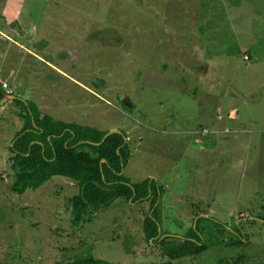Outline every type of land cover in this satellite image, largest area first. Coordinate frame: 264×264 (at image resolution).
I'll return each instance as SVG.
<instances>
[{"label":"rangeland","instance_id":"obj_1","mask_svg":"<svg viewBox=\"0 0 264 264\" xmlns=\"http://www.w3.org/2000/svg\"><path fill=\"white\" fill-rule=\"evenodd\" d=\"M2 82L0 264H264V0H0ZM11 96L53 119L122 129V174L161 187L160 233L197 224L206 249L162 256L143 239L147 200L115 198L73 225L72 182L12 192L23 118Z\"/></svg>","mask_w":264,"mask_h":264},{"label":"trees","instance_id":"obj_2","mask_svg":"<svg viewBox=\"0 0 264 264\" xmlns=\"http://www.w3.org/2000/svg\"><path fill=\"white\" fill-rule=\"evenodd\" d=\"M3 97L4 92L0 88V100ZM9 101L20 107L18 115L23 118L9 145V169L13 175L9 189L12 192L19 195L26 190L36 189L52 176L72 182L76 191L69 196L68 201L70 222L73 225L82 220L87 209L94 211L106 207L115 198L132 202L147 200L149 212L141 222L143 239L157 245L162 256L172 260L197 255L206 249V244L198 237L197 224L180 238L163 235L165 233L157 230L155 202L161 187L152 178L130 182L122 174L129 158L126 134L122 129L108 134L100 142L107 129L53 119L41 113L35 103L28 99L12 96ZM119 104L128 110L120 100ZM82 147L88 148L90 152ZM260 218L264 222V205ZM235 240L239 242L240 237ZM102 262L86 257L61 264Z\"/></svg>","mask_w":264,"mask_h":264},{"label":"water","instance_id":"obj_3","mask_svg":"<svg viewBox=\"0 0 264 264\" xmlns=\"http://www.w3.org/2000/svg\"><path fill=\"white\" fill-rule=\"evenodd\" d=\"M11 97H12V96H11ZM5 100H6L5 97H3V98L0 100V104L3 103ZM121 102H122V104H123L124 106H126V107H131V104L128 102V100H127L125 97L122 98ZM113 132H119V130H118V129H109V130H107V131L104 133V135L102 136L100 142L104 139V137H106L108 134L113 133ZM95 144H97V143H95ZM157 230H159V229L157 228ZM99 264H107V263L102 262V263H99Z\"/></svg>","mask_w":264,"mask_h":264},{"label":"built area","instance_id":"obj_4","mask_svg":"<svg viewBox=\"0 0 264 264\" xmlns=\"http://www.w3.org/2000/svg\"><path fill=\"white\" fill-rule=\"evenodd\" d=\"M1 85H2V87H0V88L4 92V97H8L11 93V90L6 88L7 86L4 82H2ZM208 132H209V130L207 128H202V130H201V134H206Z\"/></svg>","mask_w":264,"mask_h":264},{"label":"crops","instance_id":"obj_5","mask_svg":"<svg viewBox=\"0 0 264 264\" xmlns=\"http://www.w3.org/2000/svg\"><path fill=\"white\" fill-rule=\"evenodd\" d=\"M218 118H219V117H218ZM222 131H226V132H227V130H226V129H224V130H222ZM233 131H234V132H236V131H238V130H236V129H235V130H233ZM213 132H217V131H213ZM208 133H212V131H210V130H209V132H208Z\"/></svg>","mask_w":264,"mask_h":264},{"label":"flooded vegetation","instance_id":"obj_6","mask_svg":"<svg viewBox=\"0 0 264 264\" xmlns=\"http://www.w3.org/2000/svg\"><path fill=\"white\" fill-rule=\"evenodd\" d=\"M163 235H170V234L165 233V234H163Z\"/></svg>","mask_w":264,"mask_h":264}]
</instances>
